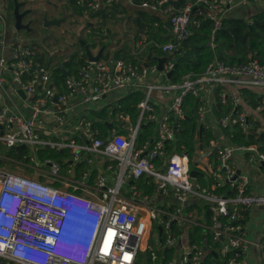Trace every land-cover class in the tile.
Segmentation results:
<instances>
[{"label": "built area", "instance_id": "built-area-1", "mask_svg": "<svg viewBox=\"0 0 264 264\" xmlns=\"http://www.w3.org/2000/svg\"><path fill=\"white\" fill-rule=\"evenodd\" d=\"M176 1L144 0L139 5L149 13L147 30L163 25L171 31L164 43L152 41L145 31L139 35L147 56L155 55L154 42L167 57L162 70L157 60L116 59L109 53L93 61L80 51L73 70L58 83L53 68L40 60L32 45L17 42L7 56L0 32V149L5 147L0 150L5 163L0 166V264H264V240H253L248 230L257 221V208L264 226V191L250 192L251 175L232 163L239 151L243 165L263 166L264 149L257 143L217 140L220 135L227 138L221 129L238 126L247 133L259 123L264 96L252 107L242 89L264 88V60L227 64L215 57L201 75L189 72L180 82L170 81L167 74L176 63L173 54L192 29L201 26V17L214 22V34L236 4V0H182L178 6ZM75 2L99 11L118 0ZM199 5L202 8L194 13ZM0 22H5L2 12ZM210 45L216 46L213 41ZM226 84L235 85L236 91L225 89ZM218 86H223L221 104L230 106L221 116L208 103V95ZM133 90L144 93L137 104V121L130 113L117 112L116 123L102 137L88 109L111 104ZM155 92L168 99L164 111L156 109ZM189 94L200 102L201 126L220 131L203 145L204 156L199 157L213 179L209 185L192 178L187 153H171L168 148L176 138V122L185 116ZM20 98L26 105L23 109ZM76 105L85 112L74 115ZM144 120L157 123L152 139H141ZM257 131L264 132L261 125ZM44 146L68 151L67 167L50 156L40 157ZM10 148L25 151L16 157L6 153ZM91 154L108 159L93 181ZM83 160L87 167L78 170ZM142 177L152 179L153 193L139 187L136 181ZM124 186L130 195L123 193ZM225 186L229 193L218 191ZM192 200L211 205V223L199 217L197 209H187ZM189 226L202 227L199 242H190Z\"/></svg>", "mask_w": 264, "mask_h": 264}, {"label": "trees", "instance_id": "trees-1", "mask_svg": "<svg viewBox=\"0 0 264 264\" xmlns=\"http://www.w3.org/2000/svg\"><path fill=\"white\" fill-rule=\"evenodd\" d=\"M75 1V0H73ZM144 0H132V4L140 5ZM76 3V2H75ZM182 5V2L177 4ZM113 11L119 10V4L111 5ZM75 8V13L82 15L83 8ZM198 8H202V5L197 6L194 9V13L197 12ZM105 16L107 11L105 9ZM145 33H148L152 41L164 43L168 41L167 27L163 25L158 28L151 27L149 30L146 29L148 17L144 14H139ZM202 24L199 28L192 29L189 36L182 42L179 49L173 54L176 59L179 57L180 61L177 67L174 68L169 80L173 82H180L182 77L189 72H193L195 75H201L207 64L215 57L224 61L227 64L243 63L247 62L252 58H257L260 61L264 60V11H260L253 15L250 19L251 22L244 18H224L221 27L213 34L214 22L211 19L202 18ZM212 36L214 39L212 40ZM93 42L92 48L99 47L105 42H98L96 39L91 40ZM216 44L215 48H212L210 43ZM79 43V42H78ZM80 45V43H79ZM81 46V45H80ZM82 48V47H81ZM83 49V48H82ZM152 51L155 55L148 56L151 62H156L155 56H165V54L157 49L154 42L152 43ZM85 52V51H84ZM149 53V51H148ZM107 54V53H106ZM86 56V54H85ZM76 64L75 56L64 60L63 67L67 70H73ZM53 68V76L58 83H61L65 79L63 68L60 64H57ZM223 86H218L214 91L215 98V110L218 116H221L224 112L230 110V106L224 107L220 102L221 92ZM242 95L245 99L250 100V105L256 107L260 103V96L257 92L250 89H242ZM144 93L140 90L129 91L122 95L115 102L107 104L100 108H89V116L94 120L95 126L100 130L102 137H107L110 125L116 123L117 112L123 111L130 113L134 122L138 119L137 104L143 99ZM200 102L191 94L185 97L184 107L186 109L185 116L176 122L177 131L176 138L174 141L168 143V148L171 153H187L191 159V168L199 169L192 158L200 148V144L205 145L211 138L216 137L217 132H223L234 145H250L257 143L261 145V149H264V132H258L257 128L261 124H256L249 132L245 133L238 126L227 127L218 131L216 128H207L203 126L202 130L200 127L202 124L198 121V107ZM92 115H91V114ZM175 116L172 114L171 119ZM157 130V123L153 121L144 120L142 123L141 139L149 138L152 139L155 136ZM6 153L16 157L22 156L24 149H5ZM66 150H52L47 146L42 147L39 150L40 157L50 156L63 163V167L66 168L69 161H65L67 157ZM0 166H5L3 160H0ZM87 167L86 161L83 160L78 165V170ZM97 168L92 169L91 180L93 181ZM27 173L32 174L33 170L28 169ZM203 185H209L213 183V179L207 172L200 174L197 178ZM137 184L146 193H153L155 185L151 178L146 180L145 177L138 179ZM56 185H60L56 182ZM219 192L229 193V187L225 186L218 190ZM188 210L197 209L198 216H205L206 221L211 223L213 211L211 205L205 201L192 200L187 208ZM189 235L191 236L190 242H199L202 235L201 226H189L187 228ZM170 255H167L165 259H169Z\"/></svg>", "mask_w": 264, "mask_h": 264}, {"label": "rangeland", "instance_id": "rangeland-1", "mask_svg": "<svg viewBox=\"0 0 264 264\" xmlns=\"http://www.w3.org/2000/svg\"><path fill=\"white\" fill-rule=\"evenodd\" d=\"M61 1L62 0H17V3L21 5V12H26L28 10L25 15L26 19L24 20L26 22L32 21L31 28L18 30V36L15 38V36H11L12 34L14 35L13 21L10 23L8 22L6 37L9 42L13 41V39L28 42L34 47L40 60L50 67L57 65V59L59 60L62 58L66 60L69 58V54L76 48L75 42L78 40V37H82V39L91 38L90 40L96 39L98 42H105L110 45H117L120 40L126 38V46H124V50L122 49L121 51L123 58L131 59L133 56H136L144 60H149L147 54L142 51V46L138 43L137 38L131 37L138 36V26L136 22L138 14L147 12L141 6L124 4L122 1L118 3L119 10L113 11L111 5H104L107 16L103 17L98 11H90L85 8H83V14L79 15L75 13V8L73 9L71 7L72 5L70 2H72V0H66V4L61 3ZM14 5L15 0H0V7L4 13L7 10V17L13 15ZM46 17L50 20L61 18L62 23L65 21L67 24L62 25L63 30L56 25L46 27L44 24ZM13 20L15 22V17H13ZM68 22H71V25L67 26ZM73 24L77 25V30L72 28ZM64 36H72L75 39L71 41V39ZM255 88L259 89L255 91L259 96H264L263 87L257 86ZM97 106H100V104L98 103ZM217 140L219 144L222 143L220 137H217ZM4 148V145H2L0 149L1 152H4ZM201 156H204V152L198 149L192 158V161L196 163L199 169H202L199 163V157ZM91 157H93L95 161H98L100 158V156L95 154H91ZM235 163H237V161ZM238 166H240L244 172L251 173V175L253 167L260 168L258 164H254V166H250V164H238ZM253 173H255L254 170ZM258 212L259 208H257V216L259 215ZM250 226L248 230L253 240L258 239L257 233L262 234L264 237V226L260 218H257L256 226L254 223H250Z\"/></svg>", "mask_w": 264, "mask_h": 264}, {"label": "crops", "instance_id": "crops-1", "mask_svg": "<svg viewBox=\"0 0 264 264\" xmlns=\"http://www.w3.org/2000/svg\"><path fill=\"white\" fill-rule=\"evenodd\" d=\"M65 1L66 0H62L61 3L66 4ZM122 1H123L124 4L125 3L126 4H129V5L132 4V2L130 0H118V2H116L115 4H118V3L122 2ZM70 4L72 5L71 7L74 9V6H76L75 1L72 0V2H70ZM4 6H5V4H4ZM251 7H252V9H251ZM7 9H8V7H7ZM260 11H264V3H256V2H253V1H250V2H247V3H243L242 0H236V4L228 11L226 17L227 18H244V19H247V20H249L251 22V19L250 18L253 15L257 14L258 12H260ZM0 12H2L3 16L5 17V22L4 23H1L0 22V32L2 33L3 39L7 43V47L8 48H7V50H6L5 53L7 54V56H9L10 49H11V46L13 44H15L17 42H23V43H26V44H29V43L26 42V41H23V40H18V39H13V41L9 42V40L6 37L7 36L6 34H7V23L8 22L10 23V22L13 21L14 35L12 34L11 36H15V38H17V36H18V32H17L18 30L14 26V24H15V22L13 20L14 15H12L10 17H7L6 16L7 10L4 13L2 11V8L1 7H0ZM143 14L146 15L147 17L149 15L148 12H145ZM138 17H139V14H138ZM140 20H141V18H140ZM136 22H137V26H138V21L136 20ZM65 24H67V22L64 21L62 23V25H65ZM62 25H61V30H63V28H62L63 26ZM69 25H71V22H68V25L67 26H69ZM72 28H74V30H77V25L76 24H73L72 25ZM142 29H144L143 28V24H142ZM167 30H168V34L165 35V36H171V31L169 30V28H167ZM138 35H140V28H139V26H138ZM64 37H67L68 39H71V41H74V39H75L72 36H64ZM131 37L138 38V36H131ZM90 39L91 38H88L86 40H90ZM126 43H127V39L126 38H123L122 40H120L118 42L117 45H115V48H117V49L118 48L123 49V48H125L124 46H126L125 45ZM80 49L81 48H77L78 51L76 50L75 53H78V52L82 51ZM98 49H99V47L93 48V51L94 52H98ZM72 54H73V52L69 54L70 55L69 58L70 57H74ZM74 55H76V54H74ZM121 55H122V53H121ZM64 60L65 59H62V58H60L59 60L57 59L56 64L64 63ZM224 87H225V89H227L231 93H234L236 91V86L235 85L226 84ZM247 89H250V90H252L254 92L256 90H259V89L255 88V87L254 88L253 87L252 88H247ZM154 97H155V105H156L157 111H160V112L161 111H164V109H165L164 105H165V103L168 100L167 97H165L160 92H157ZM208 103L210 105H215L214 94L210 93L208 95ZM18 105L22 109L26 107V105L23 102V99L22 98H20V100H18ZM100 106H101V104H100ZM100 106H97V104H96L95 107L98 108ZM89 111L90 110L87 111L88 116H89ZM84 112H85L84 111V108L81 105H76L74 107V112H73L74 115H77L78 116V115H80L81 113H84ZM259 117H260V121L259 122H260L262 128L264 129V113L260 114ZM67 135L69 136L70 134L68 133ZM220 138L223 141H225L226 143H231V141L228 139V137L226 138L225 136L220 135ZM199 149H201V148H199ZM95 155H98V154H95ZM241 155L242 154L239 151H237V153L235 154V158L232 160V163H234L236 165H238V164H241L242 165L244 163V161L242 160ZM98 156H100V158H99L98 161H95V164L93 165V168H97V169L98 168H101L102 169L105 166V164L108 162V159L105 156H101V155H98ZM236 161H237V163H235ZM248 164H250V163H248ZM252 165L254 166V164H250V166H252ZM259 167L260 168L253 167V170H254L255 173H253V170H252V175H251V173H249L251 175V178H252V184L250 186V192H253V193H255V192L257 193L259 191H264V188H263V186H264V171H263L264 170V165L263 166H259ZM201 172H202V174L205 172L203 170V168H202ZM115 174H116V172H113L112 173V176H115ZM145 178H146V180H148L147 177H145ZM123 193L126 194V195H130L129 192H128V188L126 186L123 187ZM257 218H259V216H257L256 219ZM254 224L256 226V223H254ZM257 238H258L257 240H260V239H263L264 240L263 235L260 234V233H257Z\"/></svg>", "mask_w": 264, "mask_h": 264}, {"label": "water", "instance_id": "water-1", "mask_svg": "<svg viewBox=\"0 0 264 264\" xmlns=\"http://www.w3.org/2000/svg\"><path fill=\"white\" fill-rule=\"evenodd\" d=\"M180 1H182V0H177L176 3L178 4ZM20 8H21V5H20L19 3H17V0H15L14 10H13V15H14V17H15V24H14V26H15V28H16L17 30H21V29H30V28H31V22H32V21L30 20V21L26 22V21L24 20V19H26V16H25V15L27 14L28 10H27L26 12H21V11H20ZM98 13H99L101 16H103V17H104L105 14H106L104 8L100 9V10L98 11ZM137 21H138V26H139V28H140V35L142 36V34H144V31H145V30L142 29V23H141V20H140L139 17L137 18ZM44 24H45L46 27H48V26H50V25H56V26H58L59 28H61V25H62V19L60 18V19H52V20H50V19H48V18L46 17V18H45V23H44ZM78 42H79L80 45L84 48L85 54H86V56H87L90 60L97 61V60L103 58L104 56H106V50H110V51H111L110 53H112L113 56H114V58H116V59H120V58L122 57V55H121V51H122V49H121V48H118V49L115 48V45H111V46H110V44H108V43H104V44H102L101 47H99L98 52H94V51H93V48H92V46H93V42H92V41H88V40H86V39H82V37H78ZM108 45H109V46H108ZM107 48H109V49H107ZM149 56H153V54L150 53ZM166 58H167L166 56H159V57H158V56H155V59L158 61V68H159L160 70L163 69V65H164V62H165ZM135 59L138 60V58H135ZM179 61H180V58L178 57V58L176 59L175 67H177ZM60 67L63 68L64 74H65V75H68L69 71H68L66 68L63 67V63L60 64ZM172 72H173V70H171L170 72H168V74H167L168 78H170ZM19 93H20V95H21L22 97H25V96H26V94L24 93L23 90H19ZM33 98H34V95H31V96H30V99H33ZM202 128H203V127L201 126V127H200V130H202ZM23 146H24V145H23ZM200 148H201V149L203 148L202 143L200 144ZM216 152H217V148H215V150H214V154H216ZM263 165H264V163H263ZM165 168H166V167H165ZM240 171H241V170L239 169V170H238V173H240ZM200 174H202V172L199 171V170H197V169H192V170L190 171V175L192 176V178H195V179H197L198 176H199ZM147 178H148V177H147ZM217 214H218V212H217ZM161 234H162V228L160 227V235H161ZM212 253L216 255V253H215L214 251H212Z\"/></svg>", "mask_w": 264, "mask_h": 264}, {"label": "flooded vegetation", "instance_id": "flooded-vegetation-1", "mask_svg": "<svg viewBox=\"0 0 264 264\" xmlns=\"http://www.w3.org/2000/svg\"><path fill=\"white\" fill-rule=\"evenodd\" d=\"M76 4V3H75ZM76 7L77 8H81V7H79L77 4H76ZM139 35H138V38H137V41L139 42ZM88 41H90V40H88ZM121 45V44H120ZM75 46L77 47V48H81L82 46H80L79 45V43H78V40H76V42H75ZM102 45H100L99 47H101ZM109 46V45H108ZM111 46V45H110ZM77 48H74V51H73V56H77L78 54H79V52L78 53H75L76 52V50H77ZM83 48V47H82ZM80 49V50H82V51H84V48L83 49ZM107 49H109V48H107ZM78 51V50H77ZM106 52H108L107 54H109L111 51L110 50H106ZM74 54H76V55H74Z\"/></svg>", "mask_w": 264, "mask_h": 264}, {"label": "bare ground", "instance_id": "bare-ground-1", "mask_svg": "<svg viewBox=\"0 0 264 264\" xmlns=\"http://www.w3.org/2000/svg\"><path fill=\"white\" fill-rule=\"evenodd\" d=\"M72 227H73V225H72ZM70 229H71V226H70V223H68V225L66 226V231L67 232H69L70 231ZM68 233H66V234H64V235H67Z\"/></svg>", "mask_w": 264, "mask_h": 264}]
</instances>
